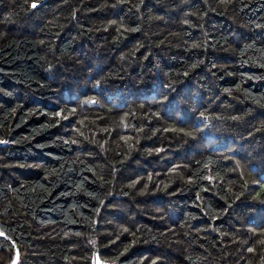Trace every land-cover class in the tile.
<instances>
[{"label": "trees", "instance_id": "trees-1", "mask_svg": "<svg viewBox=\"0 0 264 264\" xmlns=\"http://www.w3.org/2000/svg\"><path fill=\"white\" fill-rule=\"evenodd\" d=\"M0 227V264H264V0H0Z\"/></svg>", "mask_w": 264, "mask_h": 264}, {"label": "snow or ice", "instance_id": "snow-or-ice-1", "mask_svg": "<svg viewBox=\"0 0 264 264\" xmlns=\"http://www.w3.org/2000/svg\"><path fill=\"white\" fill-rule=\"evenodd\" d=\"M32 7L35 8L36 7V4H32ZM4 234L3 233H0V236H3ZM252 249H249V251H251ZM13 264H16V262L14 261Z\"/></svg>", "mask_w": 264, "mask_h": 264}, {"label": "rangeland", "instance_id": "rangeland-1", "mask_svg": "<svg viewBox=\"0 0 264 264\" xmlns=\"http://www.w3.org/2000/svg\"><path fill=\"white\" fill-rule=\"evenodd\" d=\"M96 264H101V263H100V260H97V261H96Z\"/></svg>", "mask_w": 264, "mask_h": 264}, {"label": "built area", "instance_id": "built-area-1", "mask_svg": "<svg viewBox=\"0 0 264 264\" xmlns=\"http://www.w3.org/2000/svg\"><path fill=\"white\" fill-rule=\"evenodd\" d=\"M0 233H3V231H2V229H1V227H0ZM4 234V233H3Z\"/></svg>", "mask_w": 264, "mask_h": 264}]
</instances>
